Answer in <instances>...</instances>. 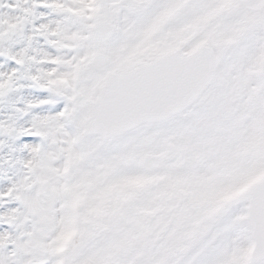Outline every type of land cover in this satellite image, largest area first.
Listing matches in <instances>:
<instances>
[{
  "label": "snow or ice",
  "instance_id": "1",
  "mask_svg": "<svg viewBox=\"0 0 264 264\" xmlns=\"http://www.w3.org/2000/svg\"><path fill=\"white\" fill-rule=\"evenodd\" d=\"M0 264H264V0H0Z\"/></svg>",
  "mask_w": 264,
  "mask_h": 264
}]
</instances>
